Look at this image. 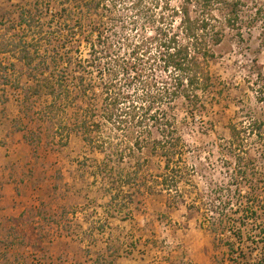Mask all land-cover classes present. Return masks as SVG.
Segmentation results:
<instances>
[{"label": "rangeland", "instance_id": "374dc122", "mask_svg": "<svg viewBox=\"0 0 264 264\" xmlns=\"http://www.w3.org/2000/svg\"><path fill=\"white\" fill-rule=\"evenodd\" d=\"M90 1L0 0V34L10 26L15 28L8 31L9 36L23 31L16 26L22 10L28 16L30 13L35 18L41 16L43 30L39 26L30 38L35 34V39L43 40L42 53L48 48L53 56L55 39L65 38L57 16L65 2L68 15L74 12L82 25H76L78 31L66 51H62L63 59L58 61L68 63V49L79 45L74 62H85L87 83L92 81L97 86L100 74L88 65L93 58L91 49L80 42L90 30L85 19L86 3ZM152 1L154 8L146 5L152 8L148 15L158 17L161 7L156 8ZM166 1L177 8L182 0ZM38 2L42 3L41 15L37 11ZM105 3L96 17L97 22L100 16L105 18L109 25L101 26L104 37L113 34L111 28H116L125 39L138 40L144 32L151 34L153 24L147 20L139 19L133 27L135 12L130 7L131 1L119 0L113 5L112 0H105ZM166 25L156 22L153 26ZM178 25L179 22L175 23V31ZM81 29L85 32L83 36ZM260 33L259 26L245 27L242 37L238 31L226 30L211 62L214 88L203 97L206 107L202 111L191 110L182 98L176 99L170 108L169 103L164 104L177 118L178 135L185 143L183 159L172 162L174 168H182L181 173L170 174L179 178L180 183L179 191L172 192L158 184V180H163L158 176L164 171V159L159 155L138 156L137 148L133 147L136 138L150 136L146 129L135 126L116 129L106 124L94 135L96 139L104 136L112 144L98 149L87 143L73 126L80 104L95 106L96 98L101 104L100 87L96 93L90 90L88 97L76 101L75 107L60 112L52 123L40 121L36 111L28 120L20 112L24 92L21 88L13 89L12 83L23 75L21 84L26 86L24 74L28 76L30 69L11 55H0L6 66L16 65L7 73L0 69V76L5 75L8 80L5 81L8 101H0V153L6 154L11 149L14 158L17 150L23 155L19 143L25 140L32 172L42 185L39 186L42 202L37 212L31 210L27 218L15 219L0 215V264H130L131 260L138 261L137 264H257L264 253V140L256 134L245 140L239 151L242 161L249 164L243 178L237 172L236 158L227 151L230 124L241 128L252 117L264 120V105L258 102L257 94L263 84L257 71L262 69L264 74ZM48 39L53 40L52 44ZM94 39L98 38L91 40ZM51 60L52 57L47 59ZM149 68L147 75L125 84L126 92L135 100L146 94V82L165 79L156 63ZM41 80L42 77H36L32 84ZM68 84L76 87L72 79ZM51 100L42 96L35 97L34 102L38 109ZM58 122L66 126L65 146L59 144L60 135L52 127ZM150 132L153 138H161V132L155 128ZM34 135H41L42 142L36 137L32 147L27 139ZM138 168L140 177L133 180ZM128 175L129 183H122L121 178L128 181ZM108 187L113 191L109 192ZM220 214L229 217L230 224L225 233L217 236L210 221L218 220ZM213 228L222 229L219 225ZM229 244L235 247L234 251L230 252Z\"/></svg>", "mask_w": 264, "mask_h": 264}, {"label": "trees", "instance_id": "16d2710c", "mask_svg": "<svg viewBox=\"0 0 264 264\" xmlns=\"http://www.w3.org/2000/svg\"><path fill=\"white\" fill-rule=\"evenodd\" d=\"M64 1L69 3L71 0ZM117 1L119 0H112L113 5L117 4ZM129 1H131L130 7L135 12L131 20L134 28L138 25L139 19L147 20L153 25L156 22L159 24L166 22L167 25L164 28L160 26L154 28L152 25L151 34L144 32L138 40L125 39L115 30L116 28H111L114 31L113 34L104 37V32L100 29L101 26L108 24L105 18L101 16L97 22L96 17L99 15L98 11L104 5L105 0L87 2L85 19L90 23V30L88 35L83 36L85 32L81 29L83 39L80 42H85L91 49L90 55L93 58L88 62V65L91 64V67L96 68L100 74V82L97 86L92 81L87 83L85 62H74L73 55L80 49L79 45L68 49L70 51L66 53L68 63L63 64V62L58 61L60 58L63 59L62 51H66L67 44L72 42L73 35L78 31L76 25L79 23L82 25V22H77L74 12L68 15V7H65V2L57 12L60 27L62 25L64 28L65 38L55 39L54 57L50 54L51 49L45 48V50L47 49L46 52L42 53L44 46L41 41L43 40L35 39V34L30 38L32 33L38 31L39 26H41V31L43 30L41 16L36 17V19L33 14L29 12L30 15L28 16V12L23 10L16 25L21 27L23 31L9 36L8 31L15 28L10 26L8 30H5L6 32L0 34V55H11L30 69V72L27 73L28 76L24 74V77H27L26 86L21 84L23 75L16 77L12 83L13 89L21 88L24 92L20 101V112L25 119L31 120L32 113L36 111L40 121L52 123L56 117H59L60 112H66L68 108L75 107L76 101L88 97L90 90L96 93V88L100 87L103 95L101 104L97 98L95 99L97 101L95 106L93 104L90 106H85L84 103L80 104L77 110L78 116L73 126L77 128L79 133H82L87 143L92 144V146L96 145L98 149H103L106 145L112 144V141L107 140L104 136L96 139L94 135L106 124H110L116 129H122L125 126L146 129L150 136L136 138L133 147L137 148L138 156L159 155L164 159V171L158 176V178L163 177V180H158V184L165 187V190L168 189L167 191H179V178L177 179L176 176L170 174L171 172H182V168L179 166L174 168L172 162L183 159L185 143L182 137L178 135L177 118L167 108H164V104L169 103L168 108H170L176 99L182 98L191 110L202 111L206 107L203 97L214 88V79L210 72L211 62L216 57L215 49L224 41L227 29L238 31L242 37V31L245 27L259 26L261 28V46L264 48V0H182L181 5L177 8H172L166 0H153L156 8L161 7L162 10L158 17L148 15L149 10H152L151 6L153 7L150 0ZM41 4L39 2L36 4L38 15L43 13L39 8ZM104 7L108 8L107 3ZM167 14L168 16H166ZM177 22L179 25L175 31V23ZM114 23L115 21L111 22L110 25ZM2 26L4 25L2 24ZM95 36L98 39L91 40ZM47 41L50 44L53 42L51 39ZM126 49L127 52H122ZM50 57L53 58V61L48 62L47 59ZM155 63L162 68L165 75L164 81H154L150 84L146 82V94L137 100L133 99L126 92V82L132 78L139 80L147 75L149 66L153 68ZM10 68L15 69L16 65L9 64L6 66L0 60V69L7 73ZM34 70L39 72L35 74ZM0 77H4L3 81L0 80V101L5 100L6 102L8 101V92L5 88V81L8 80L5 75ZM36 77H42V80L33 85L32 81ZM257 77L263 81L257 92L258 102L264 105V74L262 69L257 71ZM69 79L76 83V87L72 88L68 84ZM156 85L157 88L155 89ZM42 96H47L52 100L37 109L34 99ZM98 117L101 119L99 120ZM52 127L55 128V133L60 135L59 144L65 146L66 126H63L62 122H58L57 124L53 123ZM153 128L162 133H160L161 138L152 137L150 131ZM229 131L230 140L227 152L229 156L236 158L237 172L243 178L247 176L246 170L249 164L242 161L239 151L244 146L247 137L253 134L264 140V120L252 117L241 128L237 124H230ZM34 138L38 139L39 143L42 142L41 135L29 137L27 140L32 147L35 143ZM120 155L124 156L123 153ZM139 171H141L140 168L136 169V178L133 180L140 177ZM127 179L128 181L124 182L121 178L122 183H129L130 175ZM107 190L112 192L113 188L108 187ZM210 224L213 233L220 236L227 230L230 218L220 214V218L213 222L210 221ZM216 225L222 229L213 228ZM241 229L238 232L239 235L242 233ZM229 247L230 252L235 250L232 244H229Z\"/></svg>", "mask_w": 264, "mask_h": 264}, {"label": "crops", "instance_id": "0c3cea01", "mask_svg": "<svg viewBox=\"0 0 264 264\" xmlns=\"http://www.w3.org/2000/svg\"><path fill=\"white\" fill-rule=\"evenodd\" d=\"M19 145L24 154L17 150L16 158L11 149L6 154L0 153V215L5 214L8 219L27 218V213L31 210L37 212L42 202L41 180L32 172L30 150L23 139ZM137 263L130 261V264Z\"/></svg>", "mask_w": 264, "mask_h": 264}, {"label": "built area", "instance_id": "2783aa9c", "mask_svg": "<svg viewBox=\"0 0 264 264\" xmlns=\"http://www.w3.org/2000/svg\"><path fill=\"white\" fill-rule=\"evenodd\" d=\"M259 215L258 214H256V218L258 217ZM261 256H262V259L261 260H259V262L257 263V264H264V253L263 254H261Z\"/></svg>", "mask_w": 264, "mask_h": 264}]
</instances>
